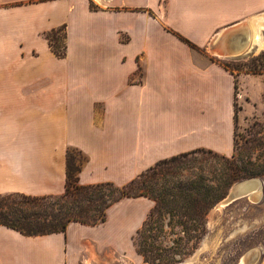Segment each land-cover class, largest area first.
<instances>
[{
	"label": "crops",
	"instance_id": "0c3cea01",
	"mask_svg": "<svg viewBox=\"0 0 264 264\" xmlns=\"http://www.w3.org/2000/svg\"><path fill=\"white\" fill-rule=\"evenodd\" d=\"M59 28L62 57L46 37ZM229 30L257 49L264 0H0V194L63 193L73 150L81 184L124 185L194 149L232 155L235 74L210 50ZM154 205L124 196L102 223L41 235L0 224V264L125 262Z\"/></svg>",
	"mask_w": 264,
	"mask_h": 264
},
{
	"label": "rangeland",
	"instance_id": "374dc122",
	"mask_svg": "<svg viewBox=\"0 0 264 264\" xmlns=\"http://www.w3.org/2000/svg\"><path fill=\"white\" fill-rule=\"evenodd\" d=\"M63 44L62 31L57 45L62 47ZM259 50L251 49L231 57L216 56L235 74L233 154L225 155L205 149L162 163L155 176L160 177L167 170L184 175L202 172L211 179L209 182L216 183L215 178L227 165L226 157L234 158L237 155L244 159H255L264 156V51ZM72 155L75 162L72 168H75L77 159L83 160L84 156L77 150H73ZM252 177L264 179V174L240 178L231 186L221 187V194L215 198L205 220L196 216H193L194 219L180 214L171 215L165 205L160 206L162 211L155 213L151 220L152 228L145 231L147 238L158 246L155 257L151 258L150 254L146 259L131 247L130 254L124 255L126 261L115 259L114 264H179L189 258L191 262L187 264H240L244 253L256 247L261 254L255 264H264V191L258 201L244 196L217 208L234 183ZM149 179L150 175L143 182L140 181V184H144L142 189H147L145 186ZM180 220L186 221L187 225L198 223L199 228L206 225V233L197 240L190 233L197 234L198 230L186 231ZM195 241V247L189 248Z\"/></svg>",
	"mask_w": 264,
	"mask_h": 264
},
{
	"label": "trees",
	"instance_id": "16d2710c",
	"mask_svg": "<svg viewBox=\"0 0 264 264\" xmlns=\"http://www.w3.org/2000/svg\"><path fill=\"white\" fill-rule=\"evenodd\" d=\"M91 6L95 8V5ZM63 29L59 28L46 33L52 50L60 57L66 54L65 43L62 47L57 45ZM204 150L202 148L194 149L159 160L124 185H117L110 181L91 184L79 183L77 176L79 165L72 168L75 162L73 155L69 153L65 191L61 194L45 195L18 192L0 194V224L12 227L25 235L64 231L72 220L88 224L104 222L109 206L124 196L147 195L155 199L156 204L141 228L136 232L134 244L137 252L146 259L150 254L151 258L155 257L158 246L147 238L145 231L152 228L151 220L155 213L162 211L160 206L164 207L165 205L171 215L180 214L189 218L196 216L205 220L215 203V198L221 194V187L231 186L234 181L240 178L264 174V156L244 159L236 155L233 156L234 158L226 157L227 165L215 178L216 183L209 182L211 179H208L202 172L184 175V173L167 170L162 172V176H155L162 163L194 155ZM148 175H150V182L148 181L145 186L147 189H142L143 183L140 184V181L143 182ZM179 223L185 227L186 231L197 232L198 230L197 234L190 233V236L196 237L197 240L206 233V225L199 228L198 223L187 225L186 221L182 220ZM196 242L189 248H194Z\"/></svg>",
	"mask_w": 264,
	"mask_h": 264
},
{
	"label": "bare ground",
	"instance_id": "6f19581e",
	"mask_svg": "<svg viewBox=\"0 0 264 264\" xmlns=\"http://www.w3.org/2000/svg\"><path fill=\"white\" fill-rule=\"evenodd\" d=\"M221 37H222V34H219L218 36H216L211 46V50L218 55L236 56V55L242 54L243 52L250 51L253 48V45L249 46V42H251L250 40L253 39V35L251 34V32L249 34V31H246V33H244L241 36L234 37L233 39H231L230 42H229L230 39H228V42H227L228 46L222 45ZM263 40L257 41L258 42L257 49L264 47ZM261 183H262L261 181L257 179H253V177L243 179L241 181L234 183V185L230 188L228 196L219 202V204L217 205V208H220L221 206L223 205L225 206V204L230 203L232 201V198L234 197L239 198V197L246 196V197H249L253 201L260 200L261 197L263 196V191H264V185H262ZM260 254H261V251L258 247L252 248L248 250L246 253H244L242 258L240 259V264H255L258 261ZM190 262H191V259L189 258L186 261L181 262L179 264H187Z\"/></svg>",
	"mask_w": 264,
	"mask_h": 264
},
{
	"label": "water",
	"instance_id": "95a60500",
	"mask_svg": "<svg viewBox=\"0 0 264 264\" xmlns=\"http://www.w3.org/2000/svg\"><path fill=\"white\" fill-rule=\"evenodd\" d=\"M244 33H246V31H242V32H239V33H236L235 32V30L233 31V30H229V31H227V32H225L224 34H222V37H221V42H222V45H224V46H228V44H227V42H228V39H230L229 40V42L231 41V39H233L234 37H238V36H241V35H243ZM224 42V43H223ZM211 50V49H210ZM212 51V50H211ZM213 52V51H212ZM214 54H216V53H214ZM218 55V54H217ZM253 179H257V180H259V181H261L262 183V185H264V179H262L261 177H253ZM237 197H234V198H232V201L233 200H235ZM231 201V202H232Z\"/></svg>",
	"mask_w": 264,
	"mask_h": 264
}]
</instances>
